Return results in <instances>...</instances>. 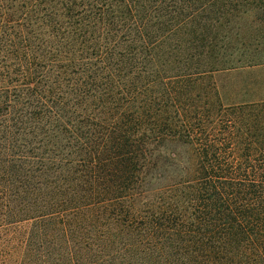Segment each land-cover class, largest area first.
Instances as JSON below:
<instances>
[{
	"label": "trees",
	"instance_id": "1",
	"mask_svg": "<svg viewBox=\"0 0 264 264\" xmlns=\"http://www.w3.org/2000/svg\"><path fill=\"white\" fill-rule=\"evenodd\" d=\"M0 264H264V0H0Z\"/></svg>",
	"mask_w": 264,
	"mask_h": 264
},
{
	"label": "rangeland",
	"instance_id": "2",
	"mask_svg": "<svg viewBox=\"0 0 264 264\" xmlns=\"http://www.w3.org/2000/svg\"><path fill=\"white\" fill-rule=\"evenodd\" d=\"M251 17H252V16H250V15H249V18H248V17H246V16H244V18H243L241 21H242V22H244V21H246V20H249V19H251ZM245 18H246V19H245ZM259 25H260V24H259Z\"/></svg>",
	"mask_w": 264,
	"mask_h": 264
}]
</instances>
